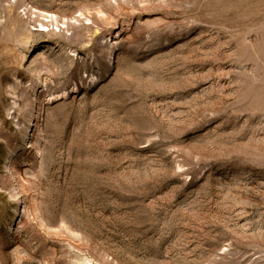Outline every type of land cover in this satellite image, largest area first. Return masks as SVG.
<instances>
[{
  "label": "rangeland",
  "instance_id": "obj_1",
  "mask_svg": "<svg viewBox=\"0 0 264 264\" xmlns=\"http://www.w3.org/2000/svg\"><path fill=\"white\" fill-rule=\"evenodd\" d=\"M0 264H264V0H0Z\"/></svg>",
  "mask_w": 264,
  "mask_h": 264
},
{
  "label": "bare ground",
  "instance_id": "obj_2",
  "mask_svg": "<svg viewBox=\"0 0 264 264\" xmlns=\"http://www.w3.org/2000/svg\"><path fill=\"white\" fill-rule=\"evenodd\" d=\"M43 27V26H42Z\"/></svg>",
  "mask_w": 264,
  "mask_h": 264
}]
</instances>
